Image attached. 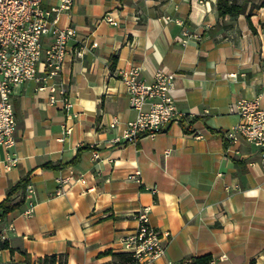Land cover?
<instances>
[{
  "label": "crops",
  "instance_id": "1",
  "mask_svg": "<svg viewBox=\"0 0 264 264\" xmlns=\"http://www.w3.org/2000/svg\"><path fill=\"white\" fill-rule=\"evenodd\" d=\"M214 4L74 1L59 26L73 28L75 37L61 73L47 82L57 90H39L43 84L29 80L11 94L16 144L8 153L15 164L6 169L0 149V202L27 177L34 208L25 215L24 202L0 217L6 245L0 264H39L51 255L66 264H132L117 239L136 228L143 208L149 224L169 234L164 255L150 264H186L204 255L210 264H264V161L256 147L222 136L238 121L230 102L257 98L264 106V7L219 17ZM109 13L115 25L101 20ZM49 43L45 38L43 45ZM80 43L86 51L75 59ZM134 66L146 83L157 69L175 75L172 96L185 119L110 146L119 132L109 129L111 119L135 117L119 76ZM70 175L84 182H69L56 194L57 179Z\"/></svg>",
  "mask_w": 264,
  "mask_h": 264
},
{
  "label": "built area",
  "instance_id": "2",
  "mask_svg": "<svg viewBox=\"0 0 264 264\" xmlns=\"http://www.w3.org/2000/svg\"><path fill=\"white\" fill-rule=\"evenodd\" d=\"M74 1L0 0V149L7 152L6 169L15 164V159L8 153L16 144V120L11 102L13 88L25 81L35 80L43 84L39 90L48 89L50 93L57 90L47 82L61 73L69 51L68 41L75 37L73 28L59 26L61 17L68 16ZM208 1L215 3V0ZM101 20L112 25L117 23L111 13ZM45 38H50L47 46L43 45ZM85 49L86 46L80 43L72 50L73 58L81 59ZM141 70V66H134L119 72L135 117L126 123H121L116 117L111 119L109 129H118L119 132L109 140L110 146L135 143L144 135L153 136L173 124H181L185 119V114L177 109L172 96L175 75L157 69L151 82L146 83L140 78ZM39 71L43 76H37ZM58 91L61 95L65 93L62 86ZM62 101L66 108L71 106L67 98ZM49 103H55L53 96L49 97ZM228 112L236 115L238 121L222 132L223 138L230 144L243 140L256 147L264 161V106L257 98L239 99L229 103ZM66 131L69 132V129ZM93 158H98V154L94 153ZM131 178L138 181L139 172ZM69 182L83 183L84 179L72 175L59 178L55 193L60 194ZM31 193L32 189L27 185L25 215L33 212ZM0 239L4 237L0 236ZM168 241V232H160L149 224L148 208L138 212L136 228L117 239L119 249L131 259L132 264H150L160 259Z\"/></svg>",
  "mask_w": 264,
  "mask_h": 264
},
{
  "label": "trees",
  "instance_id": "3",
  "mask_svg": "<svg viewBox=\"0 0 264 264\" xmlns=\"http://www.w3.org/2000/svg\"><path fill=\"white\" fill-rule=\"evenodd\" d=\"M215 9L217 10L219 17L225 16H238L244 14L246 10H255L260 6L264 7V3L261 5L253 4L249 0H215ZM182 124V122H181ZM185 132H188L184 129ZM44 168H53V166L45 165ZM28 185V178L23 177L20 181L7 190L6 196L2 202H0V217L12 213L13 211L20 208L24 203V197L26 192V187ZM17 193L20 194L19 200L13 202V196ZM6 247L5 243H0V249ZM128 261L132 263L131 259ZM211 256L204 255L200 257L191 258L186 262V264H210ZM39 264H66L65 260L61 256H45L39 260Z\"/></svg>",
  "mask_w": 264,
  "mask_h": 264
}]
</instances>
